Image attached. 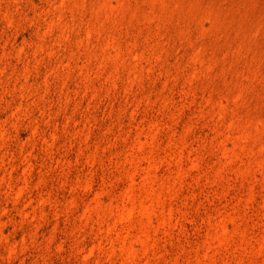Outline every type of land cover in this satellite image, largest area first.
I'll return each mask as SVG.
<instances>
[{
    "label": "rangeland",
    "instance_id": "obj_1",
    "mask_svg": "<svg viewBox=\"0 0 264 264\" xmlns=\"http://www.w3.org/2000/svg\"><path fill=\"white\" fill-rule=\"evenodd\" d=\"M0 264H264V0H0Z\"/></svg>",
    "mask_w": 264,
    "mask_h": 264
}]
</instances>
